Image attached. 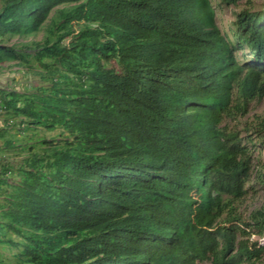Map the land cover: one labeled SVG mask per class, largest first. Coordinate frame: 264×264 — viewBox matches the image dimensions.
I'll list each match as a JSON object with an SVG mask.
<instances>
[{
  "label": "trees",
  "instance_id": "16d2710c",
  "mask_svg": "<svg viewBox=\"0 0 264 264\" xmlns=\"http://www.w3.org/2000/svg\"><path fill=\"white\" fill-rule=\"evenodd\" d=\"M54 11L32 53L8 44ZM7 61L49 84L0 88V110L62 137L1 164L0 243L16 251L0 264H264V207L235 205L264 187V116L244 135L224 123L264 96V2L0 0Z\"/></svg>",
  "mask_w": 264,
  "mask_h": 264
},
{
  "label": "rangeland",
  "instance_id": "374dc122",
  "mask_svg": "<svg viewBox=\"0 0 264 264\" xmlns=\"http://www.w3.org/2000/svg\"><path fill=\"white\" fill-rule=\"evenodd\" d=\"M264 0H253V4L255 8L262 7ZM244 7L243 4L240 5H224L222 9L219 10L218 13V22L223 28H228V25L234 20L235 13L240 11ZM57 19V14L54 11L51 14L49 20L42 26V29L30 36H14L8 40V44H15L18 48L25 50L26 52H33L35 48V43L43 42L45 37L49 35V29L54 26V21ZM73 27H80L81 23L73 22ZM238 55H241L239 53ZM239 57V56H238ZM241 61V58H239ZM33 63H35L33 61ZM36 65V63H35ZM33 68H28L26 65L20 64L16 61H7L3 64H0V88L5 90H18V91H34L36 87L41 85H48L49 81H46L43 77L40 76L38 70H43L40 66L36 65ZM108 65L111 66L112 69L118 70V64L116 61L108 62ZM119 71V70H118ZM117 71V72H118ZM264 116V96L262 98H254L250 101L249 104V112L239 117L236 120L226 119L224 123H227L229 127L237 128L241 131L242 135H244L245 127L247 125H254L257 121ZM20 116H15L12 113L5 112L4 110H0V126L6 125L8 127L9 132L7 133V137L11 138L14 142V147H7L4 144L3 139H0V170L1 164L5 162H9L15 167L21 162V160L28 154L27 144H34L36 147L40 145L38 142V136L41 138L44 137L46 139L52 138H60L62 137L61 129L55 130H45L39 128L36 133L32 130L23 131L19 127L22 125L18 123ZM8 121H12L10 124H7ZM16 124H13L16 122ZM253 148V156L254 161L264 163V146L257 143L252 146ZM12 175V174H11ZM17 178V177H12ZM13 180V179H12ZM257 188L256 191H250L247 196H245L241 201L237 202L236 210L241 213L244 217H248L249 213L259 207H264V187L255 186ZM11 235V234H10ZM12 237H16L14 234ZM251 236L256 238L257 236ZM15 249H13L10 245L6 243H0V254L4 257H7L9 261H13Z\"/></svg>",
  "mask_w": 264,
  "mask_h": 264
}]
</instances>
